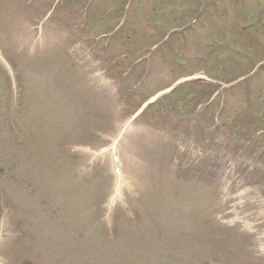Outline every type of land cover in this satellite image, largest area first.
Segmentation results:
<instances>
[{"label": "rangeland", "instance_id": "rangeland-1", "mask_svg": "<svg viewBox=\"0 0 264 264\" xmlns=\"http://www.w3.org/2000/svg\"><path fill=\"white\" fill-rule=\"evenodd\" d=\"M126 3L0 0V264H264V0Z\"/></svg>", "mask_w": 264, "mask_h": 264}]
</instances>
